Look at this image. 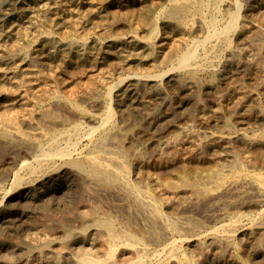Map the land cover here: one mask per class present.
Listing matches in <instances>:
<instances>
[{
	"label": "rangeland",
	"instance_id": "rangeland-1",
	"mask_svg": "<svg viewBox=\"0 0 264 264\" xmlns=\"http://www.w3.org/2000/svg\"><path fill=\"white\" fill-rule=\"evenodd\" d=\"M47 1L0 0V24L28 25L31 13ZM89 2L97 6V11L119 9L126 2L135 5L130 6V10L100 18L95 31L83 33L71 28L59 33L60 37L63 34L69 37L82 35L92 45L90 52L94 50L92 54H96L94 68L87 65L73 78L77 80L70 81L72 90L86 89L85 79L87 83L89 80L92 84L96 82L89 92L90 102L77 97V103L92 113H102L108 103L111 105L115 116L112 128L107 131L111 136L119 131L129 135L122 141V149L129 163L133 162L132 183L153 197L164 217L169 219L168 224L174 222L180 227V221H190L193 230L176 232L160 224L151 225L150 217L142 214L143 217L133 203L125 210L113 211L111 205L118 200L115 195L94 194L95 198H89L85 195L88 189L85 180H77L67 167L45 176L23 174V184L15 188L14 174L21 158L31 153V147L0 145V243L9 242L13 247L9 251L13 263L196 264L200 261L202 264H264V33L252 36L239 30L229 43L222 44L223 48L213 44V47L221 46L222 55L203 63L205 65L201 64L205 49L212 47H202L197 52L199 60L189 70L178 68L174 58L164 59L167 52L158 54L160 57L154 61L144 48L137 52L138 58L136 55L123 56L119 58L121 60L114 57L106 61L98 53V47H106L109 42L126 39L136 32L146 39L152 23L166 8L167 0H158L154 4H143L141 0L73 1L74 5L82 6V11L84 9V20L92 14ZM238 2L241 5L239 18L251 21L253 8L262 5L264 0ZM64 4L59 6L60 11L67 7ZM193 20L190 17L187 22ZM194 22L197 23L194 20L191 26ZM158 29L161 39L172 38L175 32L174 25L164 21L159 22ZM191 38L203 41L204 35L194 33ZM19 56L21 60L27 58L26 67L32 63L28 67L31 70L46 75L56 71L57 63L49 64L47 54L43 55L44 60L25 54ZM4 60L2 67L13 71ZM52 112L61 120L76 121L78 118L75 117L79 115L77 111L63 107H55ZM148 116L154 120L149 122ZM163 136L165 139L159 141ZM228 137L230 143L218 140ZM236 182L249 186L241 190L242 197L230 198L224 190ZM9 191L5 198L4 192ZM255 196L260 199H253ZM197 198L215 204L221 216L211 219L204 203L202 207L192 205ZM238 214L244 219L234 224L230 222L232 215ZM191 218L192 221L195 219L194 224ZM111 228L124 240L112 241L109 237Z\"/></svg>",
	"mask_w": 264,
	"mask_h": 264
},
{
	"label": "bare ground",
	"instance_id": "bare-ground-1",
	"mask_svg": "<svg viewBox=\"0 0 264 264\" xmlns=\"http://www.w3.org/2000/svg\"><path fill=\"white\" fill-rule=\"evenodd\" d=\"M73 1L75 2V0H48L43 4L41 3L42 6L40 5L41 7H39V10L31 13L29 20L30 23H27L28 25H25L24 23L19 24L17 22H4V24H0V145L4 147L16 148L21 147V145L24 144L27 147H31V153L21 158L18 170H16L17 172L13 171L16 172V174H14V176L16 175V180H14L17 182V186L15 188H18L23 184L21 183L23 178L21 175L23 174H27V176L30 177L44 175L54 171H61L67 167L72 170V174L74 173L77 176V180H85L86 184L88 185L85 195H87L89 198H95L96 196H93L94 194H99L102 196L115 195L118 200L111 205V209H113V211H117V209L125 210L128 205H131L130 203H133L138 208V212L141 213V215L144 214L150 217L149 222L151 225L160 224L161 226L168 227L172 231L176 232L180 229L192 231L193 225L190 223V221H180V227L178 223L171 222L168 224V218L166 219V217H164L159 205L156 203L153 197L132 183L131 173L133 169L131 164L133 162L131 164L129 163L128 159L126 158L127 156L124 155L122 149V141H125L129 135L123 131H119L115 136H111L107 131L108 129L112 128V120L115 116L113 115V109L111 105L108 103L104 107L105 110L102 113H92L86 111L82 105L77 103V97L81 101H89V92L93 90L92 85H94L96 82L92 84L93 82L89 80V83H87V80H84L83 78L85 84H87L86 86H88L86 89H71L70 81L77 80L73 78H75L79 73L81 74L80 71L83 72L87 65L89 68H94L96 63V54H92L95 52L94 50L92 53L90 52L89 48L90 46L92 48V45H90L85 38H82V35L80 37H69L67 34H63L64 36L60 37L59 33L63 32L64 29L67 30L71 28H76L78 31H82L83 33L89 30L95 31L98 28L97 22H101L98 21L100 18H103L105 15L109 16L111 14L113 15L120 13L121 11H126L130 6L135 5L134 2H126V5L119 9H106L104 11H97V6L94 7V4L89 2L92 8V14L89 16V19L84 20V18H86L83 15L84 9L82 11V6L80 7L74 5ZM141 2L143 4H154L158 2V0H141ZM62 4L67 5V7L60 11L59 6H62ZM240 6L241 5L238 0H167L166 8L162 11L160 10L161 13L152 23L151 29H149L150 35L146 39L140 38V33L136 32L131 34L126 39L113 40L109 42V45L106 47L103 45L98 47V53L102 54L106 61H110L111 59H115L114 57L118 59L123 56L129 58L133 57L138 51L144 48L150 52L149 55L154 59V61H157L160 57L158 54L168 53L164 59L174 58L178 68H180L182 71L189 70L193 68L196 65V62L199 60L197 57V52L202 47H208V45H211L212 49H205V56L202 58L201 64L209 62L210 60L214 59V57H221V46L223 48L222 44L229 43L231 37L234 36L239 30L245 34H252V36L255 34L258 35L260 33H264V24L262 23L264 21V3L253 8L254 18L251 21L241 20L239 18V13L241 12ZM89 14L90 13H88V15ZM190 17L191 19L194 18V20L197 21V23L194 22L196 25L193 24L194 26H191L190 24L191 22L193 23L194 20L187 22V19ZM104 21L106 20L104 19ZM160 21L174 25L175 32L173 33L174 35L172 38L167 37L161 39L162 35L158 29ZM194 33L197 35L203 34L204 40L197 41L191 38L192 34ZM213 44L221 46L213 47ZM182 47H185V49H182ZM19 54H25L26 57L33 56L34 58H38L40 60H44L43 55L47 54L50 57L49 64L57 63L56 71H54L53 74L49 72V75H46L43 74L44 72L35 71V69L31 70L28 67L32 63H28L27 61L29 65L27 64L28 67H26L25 65L27 58H23V60H21ZM4 59L7 60L6 63L8 65L13 67V71L9 72L11 68L8 70V68L5 69L2 67L4 65ZM45 66L47 67V65ZM91 76L93 75H90L89 77ZM79 83L77 84L78 86ZM72 88L76 89L75 86H72ZM111 91H113V89ZM122 103V107L125 108L124 102ZM55 107H63L64 109L68 108L70 111H77L79 115L75 118L78 119L76 121H70L69 119L62 118L63 120H61L58 117L56 118L52 112ZM147 120L150 122L154 120V117L148 116ZM165 137L166 136L160 137L159 141L164 140ZM222 139L218 140L225 141V143L231 142V138L229 137L224 138L225 140ZM24 145H22V147H24ZM137 151L134 153H137ZM5 155L6 154H4V158ZM138 163L141 165L140 161ZM185 177H187V175ZM77 180L74 181L77 182ZM246 186L249 185L247 183H232L225 188L224 194L230 196V198L242 197L243 193H241V190ZM11 191L4 192L5 198L8 197V193ZM255 198L260 199L258 196L253 197V199ZM203 203L205 206H207L208 215L211 219L219 218L221 216L219 215L216 205L210 204V202H208L206 199H194V204L192 203V205H200V207H202L201 205ZM232 207L233 206H231V208ZM187 218L189 217L187 216ZM231 218L232 219L230 222L233 224L236 222H241L240 220L244 219L243 216H240L239 214L234 216L232 215ZM177 220L178 218L176 221ZM179 220H181V218ZM262 221L264 226V220ZM153 227L154 226H152V228ZM113 230L114 228L109 230V237L116 243L121 239V237L118 233L114 232L115 230ZM212 232L215 231L213 230ZM156 237L157 235L154 238ZM121 240L123 241L124 239ZM11 248L13 247H11L9 242L0 243V260L4 258L2 261L3 264H14L12 258L9 256L11 255L9 254ZM14 249L16 250V247H14ZM196 264H202V262L196 261Z\"/></svg>",
	"mask_w": 264,
	"mask_h": 264
}]
</instances>
